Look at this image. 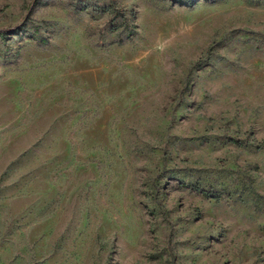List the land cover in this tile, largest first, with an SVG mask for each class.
Listing matches in <instances>:
<instances>
[{"label": "rangeland", "instance_id": "1", "mask_svg": "<svg viewBox=\"0 0 264 264\" xmlns=\"http://www.w3.org/2000/svg\"><path fill=\"white\" fill-rule=\"evenodd\" d=\"M18 26L0 264H264V0H0Z\"/></svg>", "mask_w": 264, "mask_h": 264}, {"label": "trees", "instance_id": "2", "mask_svg": "<svg viewBox=\"0 0 264 264\" xmlns=\"http://www.w3.org/2000/svg\"><path fill=\"white\" fill-rule=\"evenodd\" d=\"M21 29V26H18L12 30H2L0 31V35L2 34H5L7 32H10V31H19ZM262 146L264 147V144H262ZM196 190L198 192H200L201 194H203L205 197L207 198H211V199H219L220 195L215 192V191H212V190H205V189H202V188H196Z\"/></svg>", "mask_w": 264, "mask_h": 264}]
</instances>
